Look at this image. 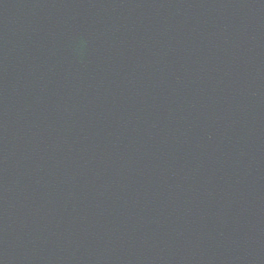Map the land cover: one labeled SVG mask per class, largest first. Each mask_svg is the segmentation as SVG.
<instances>
[{
  "label": "water",
  "instance_id": "1",
  "mask_svg": "<svg viewBox=\"0 0 264 264\" xmlns=\"http://www.w3.org/2000/svg\"><path fill=\"white\" fill-rule=\"evenodd\" d=\"M0 264H264V0H0Z\"/></svg>",
  "mask_w": 264,
  "mask_h": 264
}]
</instances>
